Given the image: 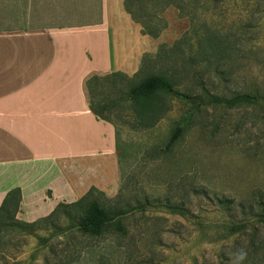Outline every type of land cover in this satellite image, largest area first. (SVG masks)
Returning <instances> with one entry per match:
<instances>
[{
	"label": "rangeland",
	"instance_id": "obj_1",
	"mask_svg": "<svg viewBox=\"0 0 264 264\" xmlns=\"http://www.w3.org/2000/svg\"><path fill=\"white\" fill-rule=\"evenodd\" d=\"M74 16L65 22L100 20L99 13ZM118 16L112 20H123ZM162 16L166 23L158 38L131 26L143 52L129 74L134 85L166 72L181 83V57L157 55L191 31V21L174 8ZM209 29L232 35L236 45L231 61L196 65L210 95L191 84L193 78L184 81L178 92L190 91L193 98L163 97V118L151 128L123 107L110 115L117 129L119 174L113 169L108 181L91 188L109 199L119 197L113 205L129 206L130 212L98 237L67 231L70 222L63 214L33 235L10 232L0 264H264V220L247 214L251 205L256 213L264 210V101L236 107L211 102L212 95L230 98L257 87L264 93V0H213L209 12L195 21L199 35ZM115 32L118 59L122 40ZM179 49L185 57L191 46Z\"/></svg>",
	"mask_w": 264,
	"mask_h": 264
},
{
	"label": "crops",
	"instance_id": "obj_2",
	"mask_svg": "<svg viewBox=\"0 0 264 264\" xmlns=\"http://www.w3.org/2000/svg\"><path fill=\"white\" fill-rule=\"evenodd\" d=\"M123 1L0 0L7 7L0 11V206L20 188L22 222L77 202L113 169L119 174L116 126L92 113L84 81L92 74L129 76L140 64L136 23ZM90 13L100 20L65 22ZM114 13L123 20H112ZM114 30L122 40L118 59Z\"/></svg>",
	"mask_w": 264,
	"mask_h": 264
},
{
	"label": "trees",
	"instance_id": "obj_3",
	"mask_svg": "<svg viewBox=\"0 0 264 264\" xmlns=\"http://www.w3.org/2000/svg\"><path fill=\"white\" fill-rule=\"evenodd\" d=\"M213 0H124L123 6L126 13L132 21L141 27L143 35L158 38L165 28V19L163 14L169 8L179 11L181 17H187L191 21L192 30L186 33L180 40L176 41L169 51L162 47L157 58H161L165 53L178 55L181 57L182 65L180 75L181 83H174L175 78L166 73L151 76L139 85H134L135 77L120 72H114L106 75L92 74L84 81V92L90 110L98 120L112 123L111 113L123 110L129 111L135 115L139 121H148L146 127L151 128L155 123L162 119L160 115L162 99L165 96H181L184 99L193 98L190 91L184 95L178 92L177 87L183 85L190 78H193L191 84L210 95L206 87V81L203 74H198L196 65L201 63L211 67L214 60L231 61L236 55V45L233 36L221 31L214 32L207 30L203 35L195 31V21L199 13L209 12L210 4ZM216 1V0H215ZM196 32L197 34H194ZM193 33V34H192ZM184 43L191 46L190 51L185 57L180 53ZM149 55H144V60ZM143 60V61H144ZM178 72V69L175 70ZM179 73V72H178ZM221 75L226 80H231V75ZM263 90L259 87L254 92H237L232 97L226 98L220 95H212L211 102L215 104H226L229 107L241 105H256L264 101ZM99 92L98 98L96 94ZM169 110H167L168 112ZM181 128L174 135L173 139L178 138ZM175 141L172 140L171 144ZM116 199H109L106 195L95 187H92L86 195L79 201L65 204L60 203L53 213L46 218H41L34 223H25L17 218L22 202V190L15 188L7 194L4 202L0 206V252L5 243V237L10 232H19L24 235H33L37 231L43 230L42 226L55 220L60 214L70 222L66 229H77L78 232L89 237H98L111 230L113 225L130 212V208L119 209L113 205ZM263 213H256L254 206L251 205L248 215L264 220ZM245 214L244 212H242Z\"/></svg>",
	"mask_w": 264,
	"mask_h": 264
}]
</instances>
